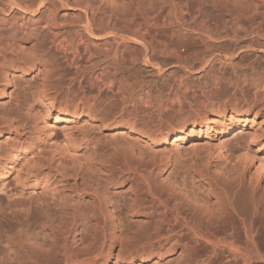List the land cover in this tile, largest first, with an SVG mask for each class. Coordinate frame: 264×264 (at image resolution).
<instances>
[{"label":"bare ground","instance_id":"obj_1","mask_svg":"<svg viewBox=\"0 0 264 264\" xmlns=\"http://www.w3.org/2000/svg\"><path fill=\"white\" fill-rule=\"evenodd\" d=\"M226 1L214 8L215 0H0V98L11 71L39 78L22 97L30 101L0 115L9 132L34 122L50 141L58 122L80 115L114 129L110 136L55 132L51 161L59 155L69 168L59 193L65 205L50 213L53 202L41 196L11 201L15 217L0 219V264H108L114 257L131 264L168 256L177 264H264V118L256 120L264 115V0ZM190 57L202 67L215 60L235 71L239 60L257 66L242 74L245 85L234 83L233 97L250 93L261 113L224 108L199 124L151 127L150 98L133 81H142L143 67H191L197 58ZM212 130L247 134L220 145V164L209 154L190 157L179 177H163L173 166L165 151L171 140ZM22 152L0 168H22ZM42 172L43 163L30 171L36 184ZM189 182L202 189L192 191Z\"/></svg>","mask_w":264,"mask_h":264},{"label":"rangeland","instance_id":"obj_2","mask_svg":"<svg viewBox=\"0 0 264 264\" xmlns=\"http://www.w3.org/2000/svg\"><path fill=\"white\" fill-rule=\"evenodd\" d=\"M226 3V0H215L214 8H226ZM62 13L63 11L60 12V15H62ZM203 55L204 53L197 57H201ZM255 57L256 56H253V58ZM198 60L199 58H197V62L196 60L193 61V63H195L192 65L193 67L190 65L191 67L180 68L179 66L170 65L163 68V70L160 72L151 66L145 68L143 67L141 73L143 79L142 77L140 78L142 81H133L134 87L137 85V83H139V85L136 86L138 93L139 91H142V93L148 94L145 95L150 98V100H148L151 102L148 105L151 106H149L150 109L148 110V114L150 115L152 113L150 117L153 118L151 119V125L153 126L151 127L155 129L160 128L166 132L172 128L181 127L180 124L182 123L188 122L191 124L194 119L198 118L199 120L206 114L216 117L218 114L223 113L224 108H227L228 112L236 109L239 111L247 110L250 111V113L255 111L261 113L260 111H262V107L254 105L252 98H248L250 97V93H248V95H242L239 92L237 94L238 99L233 97L234 83L237 81L239 88L240 85H245V83H243L244 81H242V78H244L243 75L246 73L249 75L250 73L254 74L255 70H253V67L257 66H249L247 63L249 60L247 62L243 61L244 63H240L239 60V66L235 71L229 65V61H225L224 63L220 62L219 60H215V62L213 61L214 63L212 62L210 65H205L207 67L204 65L202 67L199 64L200 60ZM198 64L200 67L197 66ZM247 67L248 69L246 70ZM251 68L253 69L251 70ZM249 69L251 71H248ZM36 73V71H31L21 74L17 71H11L10 78L12 82L6 92V96L4 98H0V115H5L7 110L15 109V107L24 100H31V98L22 97L28 96L30 89L32 90L36 82L39 80L38 74ZM140 81L142 83H140ZM146 82H148L147 86ZM137 87H139V89ZM149 93L151 94L150 97ZM142 96L146 98L144 94ZM159 110H162V112H159ZM22 113L24 114L26 112L23 111ZM119 114L120 112L117 115ZM141 115H139V118L144 117ZM263 118L264 115L256 118V120L258 123H261ZM212 119V124L214 125L216 119ZM152 120L155 121L153 122ZM200 122L201 120H199L197 124ZM7 125L8 122L3 123L0 120V129L4 131V136L0 137V163H4L11 153L24 151V147H22V145L26 146L28 149L32 146L34 153L28 152L27 154H24L22 152L24 154L22 156V161L24 164L20 169V165L8 172V168L5 170L0 168V173H2L0 176V219L3 220L15 217V210L9 209L8 207L11 201L18 198H33L32 200L35 201L38 196H41L46 200L53 202L52 206H50V213H55V210H62L64 207L65 202L63 199H59V193H61L62 190H65V182L63 181L62 174L67 172L69 168H67L68 166L62 164L59 155H55V160L53 162L51 161V157H53L52 155L54 154V143L56 142L55 132L60 134L66 129L75 133L85 132L87 134L94 135L97 132V135L101 133L103 136H110V133L114 131L113 128H102L99 121L90 119L84 115L70 117L68 120L58 122L54 127L55 130L52 134V140L50 141L46 139L47 137L43 127L41 125H37L34 122L27 123L26 127L21 128L17 134L14 132H9ZM243 134H247V132L245 133L242 130H233L228 134L221 136L216 131L212 130L210 135L197 132L194 135H190L189 138L183 141H177L174 143V139L171 140V142L166 145L165 151L167 152L166 160H172L173 166L161 172L163 177H166L170 171V175L179 177L180 172L183 171L182 166L188 164V159L190 157L199 158L209 154L210 158L215 164H220L219 162L222 159L219 156L220 145L223 144L228 147L230 144L238 143L239 141L243 140L241 138ZM8 135L11 136L7 138ZM140 140L142 143H145V141H142V139ZM19 141L23 142L20 143ZM248 141H250V139H248ZM155 148L160 150L163 149L164 146L157 145ZM5 150L6 152H4ZM261 155L264 156V153ZM25 157L33 158V161L27 162ZM40 163H43V172L41 175L42 179L40 184H36L37 180L30 174V171L35 170L40 165ZM257 164L258 163L255 160V167ZM255 167L251 168L250 173L254 172ZM163 185L166 186L167 184ZM188 187L192 191L202 189L200 186H198V184L191 185L190 182ZM54 197L57 198V200L53 199ZM124 197L125 193H118L116 196V202H121ZM80 235L81 234L78 236ZM177 262L178 261L176 257L174 258L168 256L163 260H150L144 263L135 262L131 264H177ZM108 264L126 263L118 262L117 258L114 257L108 261Z\"/></svg>","mask_w":264,"mask_h":264}]
</instances>
